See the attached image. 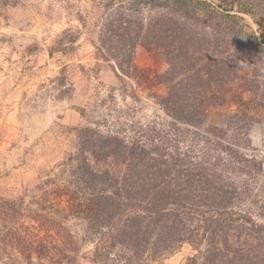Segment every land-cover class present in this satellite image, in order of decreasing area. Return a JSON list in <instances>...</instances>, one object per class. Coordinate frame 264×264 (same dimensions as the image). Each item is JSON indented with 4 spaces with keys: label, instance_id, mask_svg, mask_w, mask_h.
<instances>
[{
    "label": "trees",
    "instance_id": "16d2710c",
    "mask_svg": "<svg viewBox=\"0 0 264 264\" xmlns=\"http://www.w3.org/2000/svg\"><path fill=\"white\" fill-rule=\"evenodd\" d=\"M218 1L219 9L208 0H95L94 11L78 14L86 22L92 12L96 48L116 61L121 74L148 88L166 85L162 119L126 124L117 116L109 132L78 128L76 149L39 184L41 193L31 202L0 195V250L9 255L13 249L22 258L11 264H76L86 243L94 244L93 260L101 264H165L185 243L197 252L191 264H264V253L252 250L264 225L245 203L251 192L239 178L264 169L248 150L253 116L237 110L211 121L228 93L242 98L244 91L264 89L257 80L264 68L255 62L264 56V14L256 18L264 0ZM242 13L260 29L252 53L243 45L229 51L219 37L246 33ZM213 21L215 34L208 39ZM77 39L64 31L50 53ZM139 47L165 56L168 70L137 66ZM64 81L63 75L58 86Z\"/></svg>",
    "mask_w": 264,
    "mask_h": 264
},
{
    "label": "rangeland",
    "instance_id": "374dc122",
    "mask_svg": "<svg viewBox=\"0 0 264 264\" xmlns=\"http://www.w3.org/2000/svg\"><path fill=\"white\" fill-rule=\"evenodd\" d=\"M94 1L0 0V195L5 198H24L29 203L34 195L40 194L39 184L58 172L60 164L76 149L78 128L91 125L109 132L112 130L109 123L117 116L126 124L162 119L159 100L167 94L166 85L152 88L147 83L138 85L119 72L114 59L105 60L100 56L96 48V18L92 12L86 13L85 22L78 15L94 11ZM208 2L219 9L218 0ZM262 14L256 18L262 19ZM241 15L247 24L246 33L219 37L229 51L243 45L252 53L253 36L259 37L260 29L252 16ZM215 24L217 21L206 30L208 39L215 34L212 30ZM226 25L223 23L220 28ZM66 30L77 33L76 43L51 54V47ZM134 62L158 74L169 68L165 56L143 47L136 49ZM255 62L264 68V56ZM245 68L248 69L247 65L242 69ZM63 75L65 81L58 86ZM257 80L264 81V74ZM240 82L233 83L234 91H239ZM129 106L131 111L117 112L116 108ZM237 110L253 116L252 144L248 150L264 162L263 87L242 92V98L228 93L227 104L213 110L211 121L220 123L227 114ZM254 173H243L239 178L241 185L245 182L251 192L245 203L250 204L258 224L264 225V169ZM2 232L0 227V236ZM82 233L80 230V237ZM261 241L252 249L256 256L264 253V233ZM93 249L94 244H84L76 264H101L93 260ZM8 252L6 255L0 250V264L22 260L15 250ZM196 253L185 243L165 259V264H191L190 258Z\"/></svg>",
    "mask_w": 264,
    "mask_h": 264
}]
</instances>
